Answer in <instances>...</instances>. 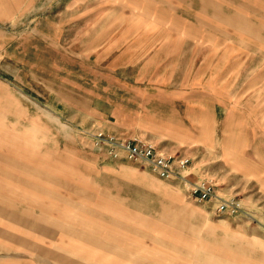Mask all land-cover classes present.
I'll use <instances>...</instances> for the list:
<instances>
[{
    "label": "crops",
    "instance_id": "1",
    "mask_svg": "<svg viewBox=\"0 0 264 264\" xmlns=\"http://www.w3.org/2000/svg\"><path fill=\"white\" fill-rule=\"evenodd\" d=\"M261 1L241 0L239 14H233L219 0H198L192 21L215 30L202 34L198 28L186 31V20L171 17L165 7L184 13V0H149L147 11L139 4L121 10L115 0H98L79 16L85 21L81 38L88 40L82 53L95 56L96 79L82 75L78 83L72 64L58 82L60 27L40 14L56 0H0V264L234 262L230 255H212L211 213L195 204L201 202L190 195V185L178 190L172 185L182 183L177 179L162 180L122 153L112 158L106 147L94 144L92 134L126 127L212 150V118L219 117L222 151L246 152L248 142L231 143L232 136L264 134V121L260 126L248 97L233 95L227 79L212 92V46L215 55H234L238 70L249 69V56H264ZM28 6L37 13L26 16ZM117 8L120 15L106 14ZM28 38L40 41L29 46L30 53ZM250 69L264 71V64ZM106 81L139 90L144 102L185 104L182 116L190 127L175 111L122 113L120 98L105 97ZM203 203L213 204L216 212L217 199ZM202 220L208 238H202ZM222 243L231 246L227 239ZM241 243L248 248L250 242ZM242 257L248 260L247 254Z\"/></svg>",
    "mask_w": 264,
    "mask_h": 264
},
{
    "label": "rangeland",
    "instance_id": "2",
    "mask_svg": "<svg viewBox=\"0 0 264 264\" xmlns=\"http://www.w3.org/2000/svg\"><path fill=\"white\" fill-rule=\"evenodd\" d=\"M184 1L186 5L184 13L181 8L175 9L170 6H165L167 11L171 13V17L184 18L186 20V28L184 27L186 31L198 28L202 34L210 32L211 30L215 32V30L212 29V24L192 21V8L195 10L198 9V0ZM219 1H221L223 5L226 4L228 6V11L232 8L231 11L233 14H239L241 0ZM97 2L98 0H56V3L52 7H41V16L56 20L58 27H60L57 31L56 38L58 82L63 80L66 74L64 73V69L66 66H70V64H72V68L74 69L72 70L74 82L80 83L82 75H87L90 80L96 79L97 72L94 71L95 68L92 65L95 61V56L90 55L87 57L86 53H82L85 49L84 44L86 45L88 40L81 38V29L85 21H80L79 16L92 9L91 5L96 6V4H98ZM115 2L119 5L121 10H126L128 8L133 9V6L137 4H139V6L143 5V10H151L149 0H115ZM251 2H253V0H251ZM162 3L166 5L164 2ZM261 3L262 7L260 10L264 13V0H262ZM105 4H108L107 1ZM33 8L34 7L28 6L23 9L26 16L32 14L33 11L37 13V8ZM223 11H225V7H223ZM119 13H121L119 8H117L115 12L106 11V14L111 16L120 15ZM71 19L73 20L72 24L65 23ZM28 25L29 24H26V26ZM172 25H174V23L163 24V26L168 27ZM41 29L43 30L44 28ZM34 41L39 45L40 41L38 39H26L28 53H30L29 46H33ZM233 41L238 43L237 40ZM216 52L215 47L212 46V79L214 80L212 82V92L216 94L219 91V86L222 81L227 79V81L232 83L230 89L233 95H245L248 97V109L255 114L258 113V117L261 119L258 120V123L261 126L264 121V71L251 70L250 68L255 63L259 65L264 64V56H249V63L246 64V67L249 66V69L238 70L240 65L238 60L234 59V55H215ZM32 56H34L33 53ZM82 64L89 65V70L82 69ZM223 66L226 68L224 71L220 70ZM186 74H188V72H186ZM262 82L263 86H256ZM107 83L106 81L105 97H109L111 100L120 98L121 102L117 103L121 105L120 109L122 113L128 112L133 114L137 112L138 114H142L145 110H148L153 112V114L163 113V115L169 116L171 111H175L176 113H180L182 120L184 119L185 124L190 127L189 121L182 116L185 104H165L163 102L159 103L153 101L144 102L141 97H137L142 96L139 90L133 88L134 91H127L119 87H114L110 82L109 85H107ZM189 89H191V87ZM137 99L142 100L138 101ZM110 110L111 107L109 108V111ZM219 119V117L217 119L212 118V130L215 131L214 134L212 133V138L214 137V143L216 144V147L212 148V150H206L196 145H176L164 142L156 139L151 134H146L144 131L133 130L132 128L126 127L120 128V130H113L112 127H106L109 128L108 131L103 128L102 132L105 134L111 133L110 135L114 134L116 137L121 135L127 139H141L154 144L164 152L175 154L176 156L187 157L190 163L185 169L184 174L189 175L185 178L184 182H175L176 184H172L173 186L185 192L189 185L202 181H210L214 184L216 193L219 196L229 199L234 198L239 201L241 205V209L237 213L231 214L230 212L218 213L217 210L215 212L213 204L210 203H195L197 206L211 213L212 255H230L234 261L231 264H264V134L254 136L251 135L250 132L245 134L236 132L235 135L232 136L231 143H245L247 141V151L237 152L236 150H228L227 152H223L219 144L222 141V135L217 131V126H219L218 124L220 122ZM74 120L76 119L74 118ZM235 121L237 123L240 122V120ZM249 121L251 122L250 118ZM104 123L110 126L113 124V121L105 120ZM248 129L250 130V126ZM235 130L237 131L238 129L235 127ZM253 147H257V150ZM121 158H123V156ZM155 200L156 198H154V201ZM208 233V226H206L202 220V238H208V236H206ZM223 239L229 240L231 246L225 247L222 243ZM247 239L250 242L249 247L242 248L240 246V244H242L241 241H247ZM244 254L248 255V260L246 257H242ZM242 260L247 261V263L241 262Z\"/></svg>",
    "mask_w": 264,
    "mask_h": 264
},
{
    "label": "built area",
    "instance_id": "3",
    "mask_svg": "<svg viewBox=\"0 0 264 264\" xmlns=\"http://www.w3.org/2000/svg\"><path fill=\"white\" fill-rule=\"evenodd\" d=\"M92 138L96 146L106 147L112 158H119L122 153L126 160L148 166L149 170L162 180L174 178L184 182L187 177L184 174L190 163L187 157L164 152L154 144L137 138L123 139L103 132L92 134ZM190 195L198 202L217 199L218 213L234 214L241 209L240 202L234 198L224 199L216 196L215 186L210 181L190 185Z\"/></svg>",
    "mask_w": 264,
    "mask_h": 264
}]
</instances>
